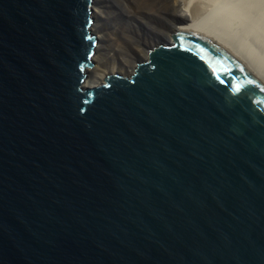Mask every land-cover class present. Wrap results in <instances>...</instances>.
<instances>
[{"label":"water","instance_id":"water-1","mask_svg":"<svg viewBox=\"0 0 264 264\" xmlns=\"http://www.w3.org/2000/svg\"><path fill=\"white\" fill-rule=\"evenodd\" d=\"M92 0H0V264H264V27L207 3L84 87Z\"/></svg>","mask_w":264,"mask_h":264},{"label":"bare ground","instance_id":"bare-ground-1","mask_svg":"<svg viewBox=\"0 0 264 264\" xmlns=\"http://www.w3.org/2000/svg\"><path fill=\"white\" fill-rule=\"evenodd\" d=\"M190 7L180 0H92L90 32L95 45L83 86L98 85L109 74H131L151 47L171 44L172 36L190 24Z\"/></svg>","mask_w":264,"mask_h":264},{"label":"rangeland","instance_id":"rangeland-1","mask_svg":"<svg viewBox=\"0 0 264 264\" xmlns=\"http://www.w3.org/2000/svg\"><path fill=\"white\" fill-rule=\"evenodd\" d=\"M182 5H195L198 3H207L229 9L235 12L242 13L264 27V0H180ZM137 35H132V43H135L138 39Z\"/></svg>","mask_w":264,"mask_h":264}]
</instances>
